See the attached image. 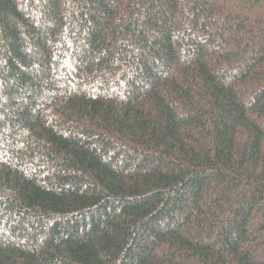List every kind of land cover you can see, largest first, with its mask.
I'll list each match as a JSON object with an SVG mask.
<instances>
[{
	"label": "trees",
	"instance_id": "1",
	"mask_svg": "<svg viewBox=\"0 0 264 264\" xmlns=\"http://www.w3.org/2000/svg\"><path fill=\"white\" fill-rule=\"evenodd\" d=\"M0 264H264V0H0Z\"/></svg>",
	"mask_w": 264,
	"mask_h": 264
}]
</instances>
